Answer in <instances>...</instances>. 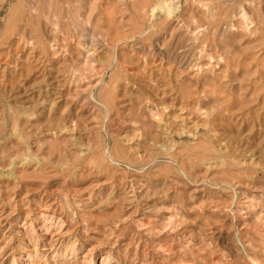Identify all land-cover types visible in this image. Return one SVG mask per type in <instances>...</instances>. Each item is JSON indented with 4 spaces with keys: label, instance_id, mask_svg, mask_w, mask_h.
Segmentation results:
<instances>
[{
    "label": "rangeland",
    "instance_id": "1",
    "mask_svg": "<svg viewBox=\"0 0 264 264\" xmlns=\"http://www.w3.org/2000/svg\"><path fill=\"white\" fill-rule=\"evenodd\" d=\"M0 264H264V0H0Z\"/></svg>",
    "mask_w": 264,
    "mask_h": 264
},
{
    "label": "bare ground",
    "instance_id": "2",
    "mask_svg": "<svg viewBox=\"0 0 264 264\" xmlns=\"http://www.w3.org/2000/svg\"><path fill=\"white\" fill-rule=\"evenodd\" d=\"M84 48V47H83ZM86 49V48H85Z\"/></svg>",
    "mask_w": 264,
    "mask_h": 264
}]
</instances>
